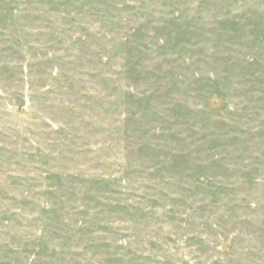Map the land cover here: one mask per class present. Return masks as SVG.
I'll list each match as a JSON object with an SVG mask.
<instances>
[{"label":"rangeland","instance_id":"1","mask_svg":"<svg viewBox=\"0 0 264 264\" xmlns=\"http://www.w3.org/2000/svg\"><path fill=\"white\" fill-rule=\"evenodd\" d=\"M0 264H264V0H0Z\"/></svg>","mask_w":264,"mask_h":264}]
</instances>
